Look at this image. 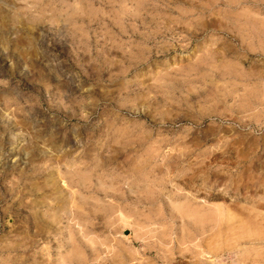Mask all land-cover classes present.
Here are the masks:
<instances>
[{
	"label": "rangeland",
	"instance_id": "374dc122",
	"mask_svg": "<svg viewBox=\"0 0 264 264\" xmlns=\"http://www.w3.org/2000/svg\"><path fill=\"white\" fill-rule=\"evenodd\" d=\"M0 264H264V0H0Z\"/></svg>",
	"mask_w": 264,
	"mask_h": 264
},
{
	"label": "bare ground",
	"instance_id": "6f19581e",
	"mask_svg": "<svg viewBox=\"0 0 264 264\" xmlns=\"http://www.w3.org/2000/svg\"><path fill=\"white\" fill-rule=\"evenodd\" d=\"M73 203V202H72Z\"/></svg>",
	"mask_w": 264,
	"mask_h": 264
}]
</instances>
